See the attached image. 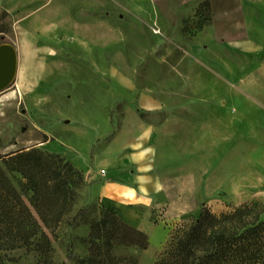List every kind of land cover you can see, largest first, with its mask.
Segmentation results:
<instances>
[{
    "label": "rangeland",
    "instance_id": "rangeland-1",
    "mask_svg": "<svg viewBox=\"0 0 264 264\" xmlns=\"http://www.w3.org/2000/svg\"><path fill=\"white\" fill-rule=\"evenodd\" d=\"M195 2L0 0V45L14 47L18 65L13 82L0 92V163L29 149L64 161L88 145L94 151L103 140L101 128L119 126L125 107L143 111L141 118L155 126L206 118L211 127L197 124L189 156L179 161L178 175L166 188L170 233L196 220L203 209L219 215L248 203L264 205L261 101L237 93L235 78L227 74L229 81L211 83L217 93L186 91L189 79H214L203 67H212V59L201 53L213 38H242L244 18L237 0H204L189 11ZM230 63L238 73L243 68ZM144 96L150 104L140 110ZM187 166L194 193L186 186ZM4 174L20 192L24 179ZM85 187L86 182L76 189L74 204L53 235L41 229L50 240L48 255L34 246L0 251L11 260L5 264H88L90 227L108 208L90 201ZM21 197L28 205V196ZM83 208L87 212L73 225ZM152 221L158 222L154 216ZM166 243L152 264L163 258ZM136 252L115 243L113 264H138ZM151 258L140 256L142 264Z\"/></svg>",
    "mask_w": 264,
    "mask_h": 264
},
{
    "label": "crops",
    "instance_id": "crops-1",
    "mask_svg": "<svg viewBox=\"0 0 264 264\" xmlns=\"http://www.w3.org/2000/svg\"><path fill=\"white\" fill-rule=\"evenodd\" d=\"M201 1L204 0H196L189 11ZM237 3L244 18L242 38H213L201 54L202 58L212 59V67L204 64L203 67L214 79L207 76L205 80L200 76L204 80L199 79V83L189 79L186 91L203 92L202 95L217 93L210 89L211 83L229 81L227 74L235 78L237 93L251 95V98L261 101L260 109H264V0H237ZM230 62L243 68L238 73ZM217 91L220 92L219 86ZM142 104L140 110H147L146 105L150 101L146 96L142 98ZM201 108L210 112L209 108ZM141 112L125 107V116L119 126L112 128L108 124L101 128L103 140L100 139L94 151L92 145H88L79 154L69 153L66 159L84 176L85 193L90 201H97L113 210L126 225L146 235L148 247L136 252L138 264H142L140 256L147 253L152 255L147 264H152L153 257L166 243L172 229L171 220L166 216L170 205L165 196L166 188L178 175L179 161L189 156L197 124L209 129L211 123L206 118L199 123L190 119L165 120L155 126L144 121ZM185 175L188 190L197 192L189 166ZM153 216L157 223L152 221Z\"/></svg>",
    "mask_w": 264,
    "mask_h": 264
},
{
    "label": "trees",
    "instance_id": "trees-1",
    "mask_svg": "<svg viewBox=\"0 0 264 264\" xmlns=\"http://www.w3.org/2000/svg\"><path fill=\"white\" fill-rule=\"evenodd\" d=\"M5 172L24 179L20 192L10 186ZM83 185L82 173L58 155L29 149L1 159L0 251L34 246L40 255H48L50 240L41 229L53 235L71 210L76 189ZM23 195L28 196V205ZM87 210H79L72 224ZM168 239L163 258L154 264H264V205L248 203L219 215L203 209L196 220L175 229ZM88 241V264H113L115 243L140 251L148 247L146 235L126 225L111 209L100 211ZM6 262L11 260L0 256V264Z\"/></svg>",
    "mask_w": 264,
    "mask_h": 264
},
{
    "label": "water",
    "instance_id": "water-1",
    "mask_svg": "<svg viewBox=\"0 0 264 264\" xmlns=\"http://www.w3.org/2000/svg\"><path fill=\"white\" fill-rule=\"evenodd\" d=\"M17 54L13 46L0 45V92L14 80L17 71Z\"/></svg>",
    "mask_w": 264,
    "mask_h": 264
},
{
    "label": "bare ground",
    "instance_id": "bare-ground-1",
    "mask_svg": "<svg viewBox=\"0 0 264 264\" xmlns=\"http://www.w3.org/2000/svg\"><path fill=\"white\" fill-rule=\"evenodd\" d=\"M29 46H31L32 44H28Z\"/></svg>",
    "mask_w": 264,
    "mask_h": 264
}]
</instances>
